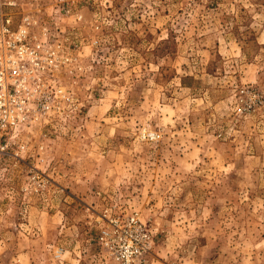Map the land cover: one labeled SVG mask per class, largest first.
Segmentation results:
<instances>
[{
    "label": "rangeland",
    "instance_id": "1",
    "mask_svg": "<svg viewBox=\"0 0 264 264\" xmlns=\"http://www.w3.org/2000/svg\"><path fill=\"white\" fill-rule=\"evenodd\" d=\"M43 2L63 57L0 151V264H121L135 213L148 264H264V0Z\"/></svg>",
    "mask_w": 264,
    "mask_h": 264
},
{
    "label": "built area",
    "instance_id": "2",
    "mask_svg": "<svg viewBox=\"0 0 264 264\" xmlns=\"http://www.w3.org/2000/svg\"><path fill=\"white\" fill-rule=\"evenodd\" d=\"M44 7L43 0H0V151L20 126L51 108L46 80L53 81L63 49L42 17ZM107 221L101 239L109 255L121 264H148L152 240L139 214Z\"/></svg>",
    "mask_w": 264,
    "mask_h": 264
}]
</instances>
